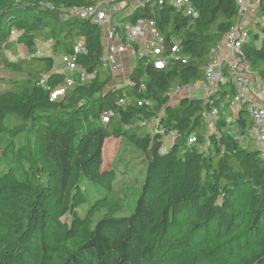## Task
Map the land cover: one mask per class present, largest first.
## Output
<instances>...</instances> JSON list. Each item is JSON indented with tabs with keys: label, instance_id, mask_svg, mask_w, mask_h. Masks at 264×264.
I'll return each mask as SVG.
<instances>
[{
	"label": "trees",
	"instance_id": "1",
	"mask_svg": "<svg viewBox=\"0 0 264 264\" xmlns=\"http://www.w3.org/2000/svg\"><path fill=\"white\" fill-rule=\"evenodd\" d=\"M96 1L0 0V48L11 49L16 34L29 51L5 62L26 78L0 93V264H264V160L252 140L243 145L226 131L225 112L215 125L220 134L207 139L202 113L210 105L185 98L172 107L167 96L204 79L214 48L238 21L236 0H192L197 18L169 6L139 9L127 21L155 19L167 50L179 41L186 63L156 70L140 61L119 87L102 65L101 27L68 12ZM259 13L264 18V0ZM250 36L243 52L264 83V25ZM49 40L53 54L39 55L38 42ZM79 42L86 46L79 63L92 79L50 101L39 81L48 75V87L63 86L54 57ZM234 94L228 82L214 105ZM128 96L137 101L119 107ZM109 111L115 116L101 123ZM158 117L162 133L140 125ZM251 125L243 110L237 129L247 135ZM172 131L179 137L163 153ZM191 137L197 142L185 147ZM113 138L144 158L143 170L122 178L124 190L117 167H104ZM133 198V214L117 217Z\"/></svg>",
	"mask_w": 264,
	"mask_h": 264
},
{
	"label": "built area",
	"instance_id": "2",
	"mask_svg": "<svg viewBox=\"0 0 264 264\" xmlns=\"http://www.w3.org/2000/svg\"><path fill=\"white\" fill-rule=\"evenodd\" d=\"M250 1L252 0H236L240 7L238 21L214 48L212 60L205 68L204 79L176 86L167 96L169 104L185 98L203 100L210 108L204 110L202 116L212 125H216L225 109H229L228 113H224L227 127L237 123L243 110L247 111L252 121L247 134L248 140L253 141L260 158L264 160V83L249 70L243 52V46L251 39L249 18H256L259 6V0H253L252 3ZM148 6L174 7L191 18H197L199 14L192 0H97L90 6L68 10L71 16L101 27L104 42L102 65L111 78L110 86L116 87V81H123L121 85H126L140 61H143L144 67L152 66L156 70H164L172 62L186 63L180 57L179 41L174 42L170 51L167 50V44L157 30L155 19H139L134 23L127 21L139 9ZM47 43L52 46L53 41L49 40ZM84 53L86 46L79 42L70 54L61 57L66 76L63 86L51 89L47 86L48 75L40 79L39 85L50 92V101L62 97L66 89L86 84L92 79L79 63V57ZM228 82L233 86L235 94L233 97L227 95L221 108H218L214 102L218 100L221 88ZM135 100L130 96L121 98L118 106L126 107ZM137 104L143 106L144 101H138ZM114 116L113 111L105 113L100 118L101 123L108 124ZM140 125L162 133L160 117L150 122L143 121ZM188 142L191 145L197 140L191 137ZM162 152L167 150L163 149Z\"/></svg>",
	"mask_w": 264,
	"mask_h": 264
},
{
	"label": "rangeland",
	"instance_id": "3",
	"mask_svg": "<svg viewBox=\"0 0 264 264\" xmlns=\"http://www.w3.org/2000/svg\"><path fill=\"white\" fill-rule=\"evenodd\" d=\"M263 25H264V18L259 13V6H258L256 18H251V17L249 18V29L252 33L259 32ZM12 36H13L12 37L13 47L11 49L5 46L4 47L2 46L0 48V93L10 89L11 82H13L14 80H21V79L26 78L24 74L14 73V72L8 71L5 68L6 61H19V60H23L29 57V51L23 45L18 44L16 42L17 35L13 34ZM37 52L41 56H51L53 54L52 46L48 44L46 41L38 42ZM61 57L62 56L54 57V61H55L54 71L57 73L65 74V71L62 68L63 64H62ZM126 73L128 74V71H126ZM123 83H124L123 81H119L118 83L116 81V85H117L116 87L122 86L121 84ZM179 103H180V100L173 102V103L170 102L169 105L173 107H177ZM205 128H206L207 139H209L211 135L220 134L217 131V128L215 125L207 123L205 125ZM149 130H151L150 127H149ZM226 131L232 134L233 136H235L236 138H238L239 140L241 139L243 145H245L249 139L247 135H241L235 123H233L231 126H228ZM177 137H179V135H177L175 131H172L170 132L168 136H165L164 137V149L169 150ZM187 146H190L189 142H187V145L185 147ZM201 148L202 150H205L207 148V144L202 145ZM103 157H104V167L105 168L112 167V166L117 167L118 175H120L119 182H118L119 184H117L118 190L125 189V186L121 185V182H123L122 178L124 181L127 182L128 178L135 176L141 170L144 169V165L142 164L144 162L143 156L132 145H130L125 139H121V138L114 139L113 138V139L106 141L104 149H103ZM144 176L145 174L143 171L142 176L140 177V183L136 187L138 188L136 189L137 191H140L143 186ZM134 192L135 190L133 191V193ZM135 201H136L135 198L130 199L127 202V207L120 214H118L117 217L131 216L135 210V203H136ZM85 209H86V206L80 208V213L82 215H84Z\"/></svg>",
	"mask_w": 264,
	"mask_h": 264
},
{
	"label": "crops",
	"instance_id": "4",
	"mask_svg": "<svg viewBox=\"0 0 264 264\" xmlns=\"http://www.w3.org/2000/svg\"><path fill=\"white\" fill-rule=\"evenodd\" d=\"M253 2V0L252 1H250V3H252ZM225 112H229V109H225ZM235 125H237V123H235Z\"/></svg>",
	"mask_w": 264,
	"mask_h": 264
}]
</instances>
